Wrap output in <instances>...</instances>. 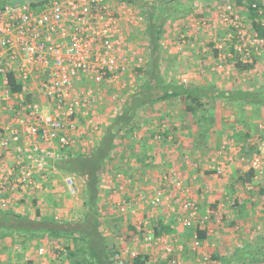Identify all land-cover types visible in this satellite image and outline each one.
<instances>
[{
    "label": "built area",
    "instance_id": "1",
    "mask_svg": "<svg viewBox=\"0 0 264 264\" xmlns=\"http://www.w3.org/2000/svg\"><path fill=\"white\" fill-rule=\"evenodd\" d=\"M133 6L112 0H1V209L8 206L4 194L16 197L41 189L53 164L65 151L92 148L102 127L136 89L147 57L146 46L136 37L144 17ZM252 8L257 10L264 28V8H257L256 4ZM213 10L215 17L211 20L190 16L187 27L193 34L211 33L208 42L217 51L214 69L228 74L224 67L227 57L251 64L264 41L254 32L248 34L235 6L224 3ZM180 42L186 45L183 36ZM159 44L160 48L165 47L164 41ZM187 76H180V82L187 83L192 75ZM261 164L260 155L255 154L249 170L261 173ZM213 172L221 175V166ZM103 179L111 199L115 198L118 217L131 212L138 200L150 208L163 204L164 196L158 189L145 198L129 193L131 196L127 195L124 202L122 196L135 181L121 171L106 173ZM162 179L178 186L175 178ZM62 182L73 196L75 177L64 174ZM183 193L175 211L177 224L186 230L204 225L214 212H202L197 201ZM147 226V222H139L137 240L145 245H160L164 239L154 237ZM199 246L200 240L194 233L192 248ZM162 250L168 264H183L177 256L178 249L163 245ZM37 253L43 256L45 250L39 248ZM122 254L129 258L137 256L125 246L115 256L116 264H122ZM208 259L204 257V261Z\"/></svg>",
    "mask_w": 264,
    "mask_h": 264
},
{
    "label": "crops",
    "instance_id": "2",
    "mask_svg": "<svg viewBox=\"0 0 264 264\" xmlns=\"http://www.w3.org/2000/svg\"><path fill=\"white\" fill-rule=\"evenodd\" d=\"M112 1L127 2L137 6L128 0ZM139 1L147 5H156L162 0ZM216 5L219 4L210 5L206 11H201V15L211 20L215 17L213 8ZM136 10L141 11V9ZM190 16L198 17L196 11L189 13L185 16V26ZM164 27L166 29V26ZM165 34L161 36L159 42L169 43V36ZM209 34L211 33H197L186 38V30L180 31L179 35L181 37L184 35L187 41V49L184 53H179L175 49L176 55L181 58L189 56L194 64L197 62L193 64L194 68H201L199 71L194 69L187 72L189 76L192 75L188 83L183 84L174 78L169 80L198 89L248 94L247 100L252 99L251 95L264 98V48L257 51L250 64L252 67L247 70H236L235 66L228 64L233 58L227 57L224 67L228 74H223L213 67L217 56L214 53L210 56L212 44L208 42ZM200 36L205 37V44L198 40ZM131 40H136L132 34ZM142 43L144 48L146 46L145 54L148 60L147 42L144 40ZM196 50H199L197 51L199 53L195 52ZM193 52H195L194 57L191 55ZM204 56L208 57L205 59ZM200 62H204L203 66ZM163 68L164 65H161V69ZM140 80L141 78L137 80V86ZM202 102L206 104L204 110L206 109L205 114L210 118V122L198 125L189 121L190 116L185 112V101L180 98H171L146 106L140 113V118H143L140 127L134 128L132 134L126 138V157L121 155L117 158L118 162L124 165L118 171L135 181V184L128 188L127 194L122 196L124 202H127V195L131 196L129 193L132 196L139 193L145 198L152 196L154 189H158L164 196L163 204L156 208H150L142 200H138L134 210L130 212L132 214H128L134 218L128 225L135 228V234L125 231L118 240L121 241L123 249L128 246L137 253V256L140 255L145 260L144 264H168V257L162 250L163 245L178 249L177 256L183 264H219L248 246L255 238L264 236V105L257 104L259 101L256 99H253V103L239 100L229 102L221 99ZM111 120L112 118L108 123ZM164 136L166 137L162 138ZM98 140L99 136L94 146ZM74 150L75 148H72L70 151ZM255 154L262 157L261 173L258 174L249 172V164ZM132 158L136 161L132 162ZM217 166L222 168V174L219 176L213 172ZM52 172L51 170L50 174ZM164 176L175 178L178 186L174 187L167 180L163 181ZM183 192L197 201L202 212L209 209L214 212L204 225L186 230L177 224L175 211L182 200ZM38 193V191L29 192L16 197L4 194L3 197L8 201L9 212H13L12 214L20 215L21 212L27 214L28 211L34 210L32 215L20 216L30 219L36 216L38 219L52 218L53 208L49 206L51 203L48 202L45 194H42L43 192H41L42 196ZM119 198L120 196L116 197ZM57 201H54L55 205ZM44 206H47V212L42 210ZM156 220H160L162 226L168 230L161 236L164 239L161 244L145 245L138 241L135 236L139 235L137 231L139 222H147V227L153 230L152 223ZM195 229H204L205 238L200 240V246L194 250L192 236ZM125 234L129 236L126 245L122 243ZM52 239H55L57 247L66 244L64 248L68 249L65 251L63 249L61 253L64 251L65 259H68L65 260V264H70L69 253L76 252L75 242L71 238H53L47 234L32 236L0 234V264H64L60 258L55 259V256H38L36 253V249L40 246L50 249ZM6 241L9 245L13 244L12 252L8 254ZM121 256L126 264L129 257L123 254ZM204 257L209 259L204 261ZM213 258H217V261Z\"/></svg>",
    "mask_w": 264,
    "mask_h": 264
},
{
    "label": "trees",
    "instance_id": "3",
    "mask_svg": "<svg viewBox=\"0 0 264 264\" xmlns=\"http://www.w3.org/2000/svg\"><path fill=\"white\" fill-rule=\"evenodd\" d=\"M128 1L139 6L141 15L145 17L144 37L149 53L145 68L140 70V83L126 97L112 120L102 127V133L95 146L83 154L63 156L53 164L58 172L72 175L84 185L85 212L80 221L59 222L54 218L38 219L37 216L30 219L0 209V234L2 236L5 234L30 236L47 234L53 238H71L76 245V252L69 253V257L75 260H73V264H116L115 256L118 252L115 251L113 245H109L107 237L102 231L100 195L103 188L108 189L103 177L106 173H115L124 167L117 158L121 155L126 157V138L132 134L134 128H137L136 122L141 119L140 113L146 106L171 98H180L185 101V112L190 116L189 121L198 125L210 122V118L205 114L206 104L202 102L203 100L221 99L229 102L239 100L253 103V99H256L259 101L257 104L264 105V98L261 96L251 95L252 99L247 100L248 94L204 90L176 84L171 82L164 70L161 69L163 58L159 41L163 36L165 24L172 20L179 21L195 11L198 16H202V8H209L213 4H222L221 0H162L156 5H147L139 0ZM242 1L246 3L247 15L251 21V31L264 41V28L258 20L257 10L252 8V4H256L257 8H264L261 0H236L237 5H241ZM212 53L217 56L216 50H212ZM235 67L242 71L252 66L242 64L235 59ZM201 112L203 113L198 116ZM249 172L253 171L249 170ZM152 224L154 237H160L168 232L160 220H156ZM126 228L127 232L135 234L133 226L127 225ZM194 233L199 240L205 238L204 229H195ZM128 239V234H125L122 243L126 245ZM69 254L66 253L67 257ZM213 259L217 261V258ZM144 261L139 255L129 258L126 264H144ZM219 264H264V236L255 238L248 246L238 250L231 258L221 261Z\"/></svg>",
    "mask_w": 264,
    "mask_h": 264
},
{
    "label": "rangeland",
    "instance_id": "4",
    "mask_svg": "<svg viewBox=\"0 0 264 264\" xmlns=\"http://www.w3.org/2000/svg\"><path fill=\"white\" fill-rule=\"evenodd\" d=\"M221 3L222 4L229 3L233 6H235L236 10L239 12V14L242 17L245 29L248 32V34L253 33L250 31L251 30V21L248 18L247 10L245 7L246 3L244 1L241 2V5H237L236 0H221ZM262 4H264V0H262ZM133 7H135V9L140 10V8L137 6H133ZM206 9L207 8L203 9L202 11L204 12V11H206ZM136 12L138 14L139 13L141 14L140 11L136 10ZM185 18L186 17H184L183 20L181 19L179 21H175V20L169 21L165 25L166 29H165V27L163 29V34L167 33V35L169 36V39H168L169 43H165V47H162V56L164 58H163V62L161 65H164L163 70L166 73V76L170 79L174 78L175 80H177V79L180 80L179 79L180 76H187L188 75L187 72L193 71L194 69H196V71H199L201 68V67H198L199 69L194 68V65L197 62L194 64L193 61H191L188 58L189 56H182L183 58H181V57L176 55L177 53H175V49L179 53H181V52L184 53V52H186V49H187V47H186L187 41L185 42L186 45H182V43L180 42V40H181V36L179 35L180 31L184 30V32H185V30H186V32H187L186 38H190L193 36V33H190L187 26H185V22H186ZM138 30L139 31H138V34L136 37H138V39H140L142 42H144V40H145V37H144V21L139 26ZM183 37H184V35H183ZM184 40H186V39H184ZM192 40H193V38H192ZM198 40L200 42H203V44H205V41H204L205 37L200 36V37H198ZM263 48H264V46H263ZM259 49H262V47H260ZM210 50H213V49H210ZM197 51H199V50H196L195 52H197ZM195 52H193V54H191V55H193V57L195 56L194 55ZM197 53H199V52H197ZM210 53H211L210 56H212V52H210ZM145 56L147 57V55H145ZM208 56H204V58L206 59ZM203 63L204 62H200V65L203 66ZM225 63L226 62L224 61V64ZM228 64L229 65L232 64L233 66H235V59L233 58L231 60V62H228ZM214 66H215V63L213 65V67ZM225 66H226V64H225ZM236 70H238V69L236 68ZM238 71H241V70H238ZM187 83H188V81H187ZM107 106H109V105H107ZM107 110H110V107L107 108ZM141 119H143V118H141ZM141 121L142 120H140V119L137 120V122H136L137 127H140ZM70 150L65 151L63 153L62 157L66 156L68 154H83L84 152L87 151V150H82V149L80 150L78 148H75L74 151H70ZM69 152H71V153H69ZM53 169L54 170H52L53 171L52 174H50L48 176V179L46 180V182L41 184V189L38 190V192H39L38 194H41V192H43L42 194H45L46 198L49 200L48 202L51 203V204H49V206L51 208H53V212L51 213L52 218H57V220L59 222H70V221L78 222V221H80L81 217L83 216V214L85 212V207H84L85 189H84V185L79 179L76 178L75 179V187H76L75 193L73 196L70 195L68 190L66 189V187L64 186V184L62 182L63 174L60 172L58 173V171L55 168H53ZM102 190H103V192L100 195V202H101V208H102L101 209L102 231L106 235L109 245L110 246L113 245L115 247V250H117V252L119 254V252L121 253L123 251V248L121 247V241H118V240L122 238L123 232L128 230L125 226H127L129 223L131 224V221L134 218L132 216L128 215V214H132L130 212L125 217H118L116 214L115 205L113 203L114 200L111 199L112 195L110 194V190L106 189V188H103ZM35 192L36 191H34L33 193H35ZM42 194L40 196H42ZM58 198H59V201H57ZM55 200L58 202L56 205L54 202ZM58 206H60V208ZM8 207H9V204L4 210L9 211ZM29 208L33 209L31 207H29ZM43 208H42V210H44V212L48 211L47 206L46 207L44 206ZM33 212H34V210H30V211H28L27 214L25 212H21L19 214L20 215L24 214V215L29 216V215H32ZM135 212H136V210H135ZM7 241L9 242V240H7ZM7 241L5 244L7 247L6 253L8 254V253L12 252L13 244L9 245V243ZM53 243H55V239L54 240L52 239V241L50 242V244H51L50 246H52V247H50V249L43 247V246H40L36 249V253L38 252L39 248H43L45 250L44 255L55 256V259L60 258V260L63 261L62 263L65 264V260L66 261L68 260V259H65L66 257L63 254L64 251L66 250V248H64V246H66V244H62L60 247H57L56 243L55 244H53ZM7 244H8V246H7ZM18 244H20V243H18ZM119 244H120V246H119ZM51 249L53 251H51ZM63 249H64V251L61 253V251ZM37 255H38V253H37ZM73 260L74 259H72V258L69 259L70 264H71V262H73Z\"/></svg>",
    "mask_w": 264,
    "mask_h": 264
}]
</instances>
